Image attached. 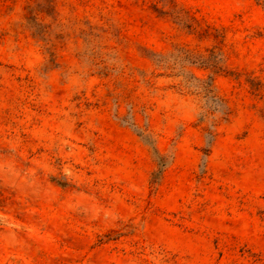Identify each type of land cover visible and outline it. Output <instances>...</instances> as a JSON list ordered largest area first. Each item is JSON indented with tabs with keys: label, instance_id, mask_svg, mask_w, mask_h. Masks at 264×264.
<instances>
[{
	"label": "rangeland",
	"instance_id": "obj_1",
	"mask_svg": "<svg viewBox=\"0 0 264 264\" xmlns=\"http://www.w3.org/2000/svg\"><path fill=\"white\" fill-rule=\"evenodd\" d=\"M0 264H264V0H0Z\"/></svg>",
	"mask_w": 264,
	"mask_h": 264
}]
</instances>
